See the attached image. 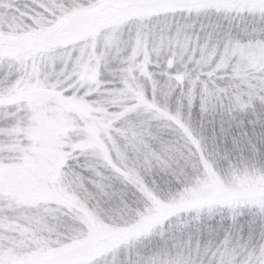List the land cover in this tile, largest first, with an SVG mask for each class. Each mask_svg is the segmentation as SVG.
<instances>
[{
  "label": "snow or ice",
  "instance_id": "obj_1",
  "mask_svg": "<svg viewBox=\"0 0 264 264\" xmlns=\"http://www.w3.org/2000/svg\"><path fill=\"white\" fill-rule=\"evenodd\" d=\"M0 264H264V0H0Z\"/></svg>",
  "mask_w": 264,
  "mask_h": 264
}]
</instances>
